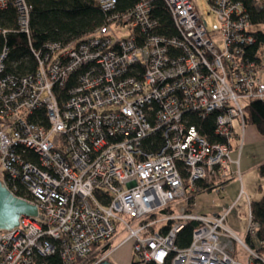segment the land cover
<instances>
[{
	"label": "built area",
	"instance_id": "1",
	"mask_svg": "<svg viewBox=\"0 0 264 264\" xmlns=\"http://www.w3.org/2000/svg\"><path fill=\"white\" fill-rule=\"evenodd\" d=\"M81 1L96 4L103 25L35 48L28 0H0V17L13 9L17 18V28L0 19V36L27 34L36 61L20 73L6 42L0 47V177L38 208L0 231V264H47L57 254L62 264H101L117 225L130 264H240L236 243L248 253L244 264H264L251 204L246 242L226 226L228 212L176 207L242 180L231 157L234 122L244 126L247 101L264 103V53L246 54L257 36L243 4L211 0L218 27L210 30L191 0ZM157 1L175 32L161 30ZM197 117L214 118L212 137ZM156 135L161 144L145 147Z\"/></svg>",
	"mask_w": 264,
	"mask_h": 264
},
{
	"label": "trees",
	"instance_id": "2",
	"mask_svg": "<svg viewBox=\"0 0 264 264\" xmlns=\"http://www.w3.org/2000/svg\"><path fill=\"white\" fill-rule=\"evenodd\" d=\"M234 2L242 3L253 27L264 25V0H233ZM135 0H123L121 5L127 3L133 4ZM32 8L31 14V30L34 38L35 48H38L47 41L69 43L91 36L104 23V16L95 3L81 0H28ZM154 15L159 18L162 27L161 30L165 33L175 32L168 8L161 1L154 4ZM1 24L8 28L11 25L17 28L16 13L13 9L1 13ZM17 30V29H16ZM257 42L255 45L248 47L246 54L252 57L256 49H261L264 44V32L256 31ZM6 42V45L11 50V58L17 65V71L20 73L26 70L33 71L36 66V61L32 57L31 49L28 44V36L25 33H10L6 38L0 36V47ZM196 126L203 135L212 137L215 130L214 118L207 119L193 118ZM244 125H254L259 133L264 136V103L260 100H249L244 106ZM162 139L159 135L152 136L149 142L144 143L145 147H150L152 144H161ZM149 145V146H148ZM264 173V167L261 169ZM206 188V184L200 185ZM211 190H206L208 192ZM196 193L189 199L188 207L191 208ZM24 194V193H21ZM28 200H33L29 195H19ZM251 212L255 221L261 225V231L258 234V240L262 242L263 247L259 249L261 253L264 250V197L258 201L251 203ZM196 224L189 223L180 233L178 237V246L181 248L187 247L192 239V231ZM112 244H108L104 248L109 251ZM109 260V257L106 259ZM111 262V261H110ZM47 264H62L59 255L46 260Z\"/></svg>",
	"mask_w": 264,
	"mask_h": 264
},
{
	"label": "rangeland",
	"instance_id": "3",
	"mask_svg": "<svg viewBox=\"0 0 264 264\" xmlns=\"http://www.w3.org/2000/svg\"><path fill=\"white\" fill-rule=\"evenodd\" d=\"M199 13L200 17L204 22L208 23V28L210 30H215L218 27V22L216 15L212 10L211 0H191ZM254 31H263L264 25H258L252 28ZM123 35L122 37H124ZM262 51L264 53V44L262 45ZM232 157H237L236 152L233 153ZM243 159H249V167H254L251 175L245 176L244 184L249 183L257 193L261 190L264 191V176L261 175V165L264 164V141L260 143H255L250 146H245V152L243 154ZM263 166V165H262ZM243 172L245 170L243 169ZM220 192L212 191L205 192L196 196L194 204L191 208L183 202L179 201L177 204V210L182 211L187 208L190 212L195 214H222L227 211L229 199L223 194H218ZM260 196V194H259ZM249 208L247 206L246 197H244L240 202L231 207L228 211V218L226 221V226L231 229L240 239L246 242L247 227L249 224ZM127 237V233L123 232V228L117 225V233L115 239L113 240L111 252L109 255V260L113 264H130L132 260V250L129 243L122 244ZM254 244L257 245V240H254ZM248 253L245 248L240 244H235V260L240 264H244L247 261ZM117 257H120L121 263H119Z\"/></svg>",
	"mask_w": 264,
	"mask_h": 264
},
{
	"label": "crops",
	"instance_id": "4",
	"mask_svg": "<svg viewBox=\"0 0 264 264\" xmlns=\"http://www.w3.org/2000/svg\"><path fill=\"white\" fill-rule=\"evenodd\" d=\"M263 141H264V136L259 133V131L257 130V128L254 125H244L243 126L241 124V122L238 120H236L234 122V138H233L232 143H231V146H232L231 157H232L233 153L236 152L237 157H232V159L239 161V171L242 174V180H241V182L236 180V179L231 180L225 186V188L220 193H218V194L225 193V195L228 197V199L230 201L228 204L229 208L227 209L226 212H228L231 209V207H233L236 204V202L237 203L240 202L244 197H246L248 208H249V205L253 201H258L262 197H264V191L263 190H261V192L259 191V193H257V191H255V189H253L249 183L244 184L245 176L247 177V175H251V172H253L254 167L253 166L249 167V159H247V158H246V160L243 159L244 158L243 154L245 152V146L247 147V146H250L252 144L260 143ZM262 165H261V167H264V164H262ZM243 169L245 170V172H243ZM261 175L264 176V173H262V171H261ZM208 192H212V190L208 191ZM203 193H205V192H201L199 194H203ZM259 194H260V196H259ZM198 195H196V196H198ZM194 201H195V199H194ZM246 240L250 241L247 238V235H246ZM256 246H258V244ZM259 249H261V248H259ZM261 254L264 256V250L261 252ZM117 259H118L119 263H121L120 257L119 258L117 257ZM124 264H126V263H124Z\"/></svg>",
	"mask_w": 264,
	"mask_h": 264
},
{
	"label": "water",
	"instance_id": "5",
	"mask_svg": "<svg viewBox=\"0 0 264 264\" xmlns=\"http://www.w3.org/2000/svg\"><path fill=\"white\" fill-rule=\"evenodd\" d=\"M37 215V206L29 201L15 197L0 177V231L6 232L19 226L22 216L36 217ZM40 218L43 217L40 216ZM101 264L113 263L106 260Z\"/></svg>",
	"mask_w": 264,
	"mask_h": 264
}]
</instances>
